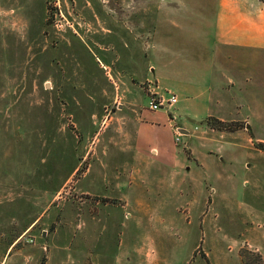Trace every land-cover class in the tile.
Listing matches in <instances>:
<instances>
[{
	"label": "rangeland",
	"instance_id": "374dc122",
	"mask_svg": "<svg viewBox=\"0 0 264 264\" xmlns=\"http://www.w3.org/2000/svg\"><path fill=\"white\" fill-rule=\"evenodd\" d=\"M154 6L0 0V264H264V66L220 55L231 102L184 115L178 142L174 108L169 124L150 112L149 91L169 92L127 23Z\"/></svg>",
	"mask_w": 264,
	"mask_h": 264
},
{
	"label": "crops",
	"instance_id": "0c3cea01",
	"mask_svg": "<svg viewBox=\"0 0 264 264\" xmlns=\"http://www.w3.org/2000/svg\"><path fill=\"white\" fill-rule=\"evenodd\" d=\"M174 1L178 0H152L155 3L153 10L139 11L138 14L144 13L145 16L127 23L134 30H140V34L146 35L145 45L151 50L152 59L160 62H156L154 66L152 65L154 61H150L148 67L150 78L154 79L162 90L182 97L187 102L183 107L175 105L172 114L174 117L175 114L178 115L177 119L184 125L183 133L188 135L189 129L186 127L188 123L181 119L184 115H192L202 120L209 117L217 92L221 97L218 98L221 108L222 103L228 107L231 102L227 99L230 97V89L223 87L225 80L219 79L220 72L216 68L221 62L220 55H226L227 62L235 65L247 61L253 66L255 64L264 66V2L200 0L202 7H198L192 15L190 11L182 12L171 8ZM128 18L131 19L129 16ZM196 50L208 53L211 68H205L207 58L202 63L198 60ZM210 51H213L212 56ZM189 52L193 55L192 58L189 57ZM243 57L249 58L240 60ZM262 88L264 91V84ZM221 92H226L228 96L223 97ZM169 110L157 111V113L164 111V119L168 124ZM150 112L156 113L151 110ZM153 122L137 131L140 143H144L145 140L146 144L151 135L155 134L158 124ZM152 148L156 149L157 155L160 153L162 160L171 158L169 152ZM28 261L33 262L34 257L30 256Z\"/></svg>",
	"mask_w": 264,
	"mask_h": 264
},
{
	"label": "built area",
	"instance_id": "2783aa9c",
	"mask_svg": "<svg viewBox=\"0 0 264 264\" xmlns=\"http://www.w3.org/2000/svg\"><path fill=\"white\" fill-rule=\"evenodd\" d=\"M149 108L153 111L160 110H169L173 108L178 103V98L174 94L168 93L167 95L160 94L158 91L150 90L149 91ZM183 130L180 128L176 129L177 138L176 140L179 142L180 137L182 136ZM32 242V240L30 241Z\"/></svg>",
	"mask_w": 264,
	"mask_h": 264
},
{
	"label": "trees",
	"instance_id": "16d2710c",
	"mask_svg": "<svg viewBox=\"0 0 264 264\" xmlns=\"http://www.w3.org/2000/svg\"><path fill=\"white\" fill-rule=\"evenodd\" d=\"M263 2H264V0H262ZM213 125H214V127H216V128H223L222 126H223V123L222 122H219V121H215V122H213ZM222 125V126H221Z\"/></svg>",
	"mask_w": 264,
	"mask_h": 264
}]
</instances>
